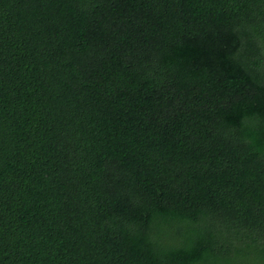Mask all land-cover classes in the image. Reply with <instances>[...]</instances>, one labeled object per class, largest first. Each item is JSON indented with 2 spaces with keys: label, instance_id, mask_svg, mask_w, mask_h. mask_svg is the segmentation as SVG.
Segmentation results:
<instances>
[{
  "label": "trees",
  "instance_id": "trees-1",
  "mask_svg": "<svg viewBox=\"0 0 264 264\" xmlns=\"http://www.w3.org/2000/svg\"><path fill=\"white\" fill-rule=\"evenodd\" d=\"M0 264H264V0H0Z\"/></svg>",
  "mask_w": 264,
  "mask_h": 264
}]
</instances>
